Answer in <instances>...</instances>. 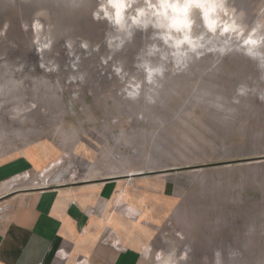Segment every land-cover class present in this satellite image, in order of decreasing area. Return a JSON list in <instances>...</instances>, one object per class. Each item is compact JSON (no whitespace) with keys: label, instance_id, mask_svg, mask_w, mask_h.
<instances>
[{"label":"rangeland","instance_id":"rangeland-1","mask_svg":"<svg viewBox=\"0 0 264 264\" xmlns=\"http://www.w3.org/2000/svg\"><path fill=\"white\" fill-rule=\"evenodd\" d=\"M47 1L0 0V162L22 156L37 170L16 179V188L80 182L93 172L138 176L118 195L130 201L132 188L131 210L148 206L150 220L142 222L150 234L139 249L150 251L141 264L172 249L177 257L188 250L179 264H264V163L250 164L264 160L263 70L239 54H206L180 69L166 64L167 84L144 85L127 99L111 67L120 61L143 79L134 65L152 30L136 31L113 54L105 42L111 29L86 18L95 0ZM67 1L71 12L50 8ZM237 3L250 13L261 6ZM240 84L250 91L233 103ZM164 188L173 200L158 194Z\"/></svg>","mask_w":264,"mask_h":264},{"label":"crops","instance_id":"crops-1","mask_svg":"<svg viewBox=\"0 0 264 264\" xmlns=\"http://www.w3.org/2000/svg\"><path fill=\"white\" fill-rule=\"evenodd\" d=\"M36 171L26 157L0 162V264H141L148 256L147 248L139 249L150 234L142 222L150 220L148 206L131 210L128 204L136 194L128 186L130 201L120 202L118 195L119 185L138 176L99 179L93 172L80 182L16 188V179ZM259 171L264 177V168ZM158 194L174 199L165 188ZM258 206L264 215V203ZM259 236L264 245V227Z\"/></svg>","mask_w":264,"mask_h":264},{"label":"clouds","instance_id":"clouds-1","mask_svg":"<svg viewBox=\"0 0 264 264\" xmlns=\"http://www.w3.org/2000/svg\"><path fill=\"white\" fill-rule=\"evenodd\" d=\"M260 5L250 13L237 0H95L90 15L93 22L105 23L111 29L105 32V42L113 54L131 42L136 31L152 30L153 42L136 56L134 65L137 72H143V79L125 70L120 61L111 67V73L123 85L121 92L127 99L136 100L144 85L159 87L158 81L168 70L166 64L180 69L187 66V61L206 54H218L221 58L239 54L264 70V0H260ZM35 28L39 31L41 25L37 23ZM67 46L72 47L71 43ZM80 46L87 50L90 45L82 40ZM99 48L96 44L93 51ZM157 58L159 62L154 63ZM112 59V54L102 56L101 64L107 66ZM235 91L232 102L238 104V97L246 96L250 89L240 84ZM187 256V249L179 257L176 249L168 253L159 250L155 260L156 264H179Z\"/></svg>","mask_w":264,"mask_h":264},{"label":"bare ground","instance_id":"bare-ground-1","mask_svg":"<svg viewBox=\"0 0 264 264\" xmlns=\"http://www.w3.org/2000/svg\"><path fill=\"white\" fill-rule=\"evenodd\" d=\"M42 1V0H41ZM50 1V3H51V0H49ZM58 1V0H57ZM60 1H62V0H60ZM73 2H75L74 0H72ZM72 1H70V2H60V3H57V2H55V3H57V4H55V5H52L51 4V6L50 5H48V7L50 6V8H51V10L53 11V12H57V11H59L60 13H67V12H71V11H69V5H67V3H72ZM77 1V0H76ZM59 2V1H58ZM40 3V2H39ZM47 3L48 4H50L48 1H47ZM43 5H44V3H42ZM45 4H46V2H45ZM73 4V3H72ZM47 5V4H46ZM73 13V12H72ZM55 14V13H54ZM70 14V13H69ZM53 15V14H52ZM56 15V14H55ZM71 15H73V14H71ZM59 16V15H58ZM63 16V15H62ZM65 16V15H64ZM72 17V16H71ZM54 18V17H53ZM52 18V19H53ZM58 18V17H57ZM65 18V17H64ZM67 18V17H66ZM87 19H91L90 18V16L89 15H87V17H86ZM54 20H56V19H54ZM64 20H66V19H64ZM90 21V20H89ZM88 22V21H87ZM51 31V30H50ZM208 55V54H207ZM242 56V55H241ZM205 57V56H204ZM227 57V56H226ZM229 58H230V56H229ZM242 58L243 59H247L248 61H251V60H249L248 58H246V57H244V56H242ZM240 59V58H239ZM262 71V70H261ZM184 73V72H183ZM168 75L170 76L171 74H170V71L169 72H165V76H164V78H163V80H159V84L161 85V84H167V82L169 81V77H168ZM262 75H263V77H264V70H263V73H262Z\"/></svg>","mask_w":264,"mask_h":264}]
</instances>
